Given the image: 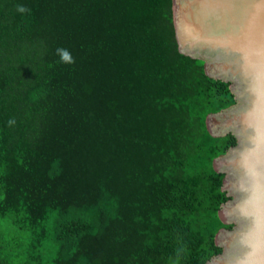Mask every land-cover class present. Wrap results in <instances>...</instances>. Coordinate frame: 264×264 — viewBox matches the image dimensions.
<instances>
[{"label":"trees","instance_id":"1","mask_svg":"<svg viewBox=\"0 0 264 264\" xmlns=\"http://www.w3.org/2000/svg\"><path fill=\"white\" fill-rule=\"evenodd\" d=\"M204 64L179 50L173 0H0V264L222 253L214 160L237 138L206 120L236 99Z\"/></svg>","mask_w":264,"mask_h":264},{"label":"water","instance_id":"2","mask_svg":"<svg viewBox=\"0 0 264 264\" xmlns=\"http://www.w3.org/2000/svg\"><path fill=\"white\" fill-rule=\"evenodd\" d=\"M179 50L205 62L208 76L230 82L236 104L207 116L216 137L237 144L214 160L231 197L219 211L216 244L207 264H264V18L253 0H173Z\"/></svg>","mask_w":264,"mask_h":264},{"label":"clouds","instance_id":"3","mask_svg":"<svg viewBox=\"0 0 264 264\" xmlns=\"http://www.w3.org/2000/svg\"><path fill=\"white\" fill-rule=\"evenodd\" d=\"M17 10L21 13L27 11V9H25L23 6H18ZM57 54L59 55L61 62L69 64L74 63L73 57L71 56L70 52H68L66 49L58 48ZM12 123H14V121H9V124Z\"/></svg>","mask_w":264,"mask_h":264},{"label":"snow or ice","instance_id":"4","mask_svg":"<svg viewBox=\"0 0 264 264\" xmlns=\"http://www.w3.org/2000/svg\"><path fill=\"white\" fill-rule=\"evenodd\" d=\"M253 4L256 6L257 14L264 18V0H253Z\"/></svg>","mask_w":264,"mask_h":264}]
</instances>
